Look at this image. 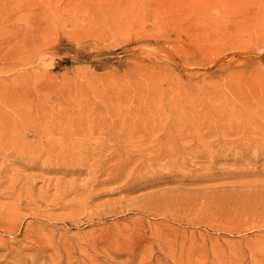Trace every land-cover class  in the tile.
Here are the masks:
<instances>
[{"label": "rangeland", "instance_id": "374dc122", "mask_svg": "<svg viewBox=\"0 0 264 264\" xmlns=\"http://www.w3.org/2000/svg\"><path fill=\"white\" fill-rule=\"evenodd\" d=\"M0 225V264H264V0H0Z\"/></svg>", "mask_w": 264, "mask_h": 264}, {"label": "bare ground", "instance_id": "6f19581e", "mask_svg": "<svg viewBox=\"0 0 264 264\" xmlns=\"http://www.w3.org/2000/svg\"><path fill=\"white\" fill-rule=\"evenodd\" d=\"M140 113V112H139ZM146 113V112H145ZM131 116V115H130ZM142 122V121H141ZM133 123V122H132ZM131 123V124H132ZM138 123V122H137ZM133 124H136L135 122L133 123ZM139 124H140V121H139ZM143 124V123H142ZM145 125V124H144ZM149 125V124H148ZM133 126H135V125H133ZM171 127H172V125H171ZM132 128V127H131ZM134 128V127H133ZM136 128V127H135ZM147 128V127H146ZM146 128H143L142 127V129H146ZM139 129H141V128H139ZM129 130H131V129H129ZM147 130V129H146ZM132 131V130H131ZM137 131V130H136ZM141 131H143V130H141ZM130 132V131H129ZM138 133H139V131H138ZM140 134V133H139ZM144 136H146V134H144ZM144 139V138H143ZM142 139V140H143ZM152 142V141H151ZM139 143V142H138ZM165 144V143H164ZM141 145H143L142 144V142H141ZM122 147L121 148H123V145H121ZM118 147V146H117ZM117 147H116V149H117ZM150 147V146H149ZM159 148V147H158ZM147 150V149H146ZM167 150V149H166ZM159 151V150H158ZM169 151V150H168ZM120 152V151H119ZM161 152V151H160ZM160 152H157V153H160ZM170 152V151H169ZM153 153V152H152ZM171 153V152H170ZM120 154V153H119ZM121 154H123V153H121ZM143 154V153H142ZM151 154V153H150ZM155 154V153H154ZM161 154V153H160ZM165 154V153H164ZM173 154V153H172ZM163 155V154H162ZM152 156H154V155H152ZM151 157V156H150ZM167 157V156H166ZM161 158H163V157H161ZM128 159V158H127ZM126 159V160H127ZM145 159H147L146 157H145ZM155 159V158H154ZM149 160H150V158H149ZM151 160H152V158H151ZM156 160V159H155ZM148 161V160H147ZM127 162V161H126ZM128 162H130V161H128ZM124 165H125V163H124ZM126 165H127V163H126ZM116 225V224H115ZM2 225H0V227H1ZM120 227V226H119ZM163 235V234H162ZM163 237V236H162ZM161 237V238H162ZM3 239V238H2ZM95 239V238H94ZM73 243V242H72ZM69 244V243H68ZM131 246V245H130ZM93 247V246H92ZM124 248H125V242H123V241H121L120 239H117L116 240V242H115V251L113 252V251H109L108 253H110L111 254V252H113V254L112 255H110V258H112L111 259V264H135V262H136V259H137V252H136V249H132V250H130V251H128L129 253H128V255H127V259L126 260H124L123 262H120V261H118L117 260V257H121L122 256V254L123 253H121L122 252V250H124ZM167 250H169V248L167 249ZM107 251V250H106ZM55 252H56V255L55 256H57L58 257V262H57V264L61 261L62 262V259H63V255H62V252H58L57 250H55ZM54 252V253H55ZM105 252V251H104ZM73 253V252H72ZM167 253H169V252H167ZM67 254V253H66ZM66 254H64V255H66ZM71 253H69L68 255H70ZM72 255V254H71ZM145 255H147V254H145ZM152 256H153V254H151ZM155 255V254H154ZM169 255V254H168ZM54 256V254L52 255V257H53V259H56V258H54L55 257ZM88 256H92L91 254H86V257H88ZM148 256V255H147ZM51 257V258H52ZM82 257V256H81ZM93 257V256H92ZM91 257V258H92ZM151 257V256H150ZM166 257V256H165ZM68 259H69V257H67ZM78 259H79V257H77ZM82 258H84V257H82ZM152 258V257H151ZM90 259V258H89ZM109 259V258H108ZM144 259V258H143ZM70 260V259H69ZM91 261H93V260H91ZM143 261V260H142ZM146 261H147V259H146ZM148 261H149V258H148ZM158 261V260H157ZM167 261H168V259H167ZM170 261V260H169ZM83 262V261H82ZM150 262V261H149ZM163 262V261H162ZM161 262V264H163ZM159 263H160V260H159ZM33 264H36V263H33ZM69 264H71V263H69ZM81 264V263H80ZM86 264V263H85ZM140 264V263H139ZM141 264H143V263H141ZM145 264H146V262H145ZM151 264H153V263H151Z\"/></svg>", "mask_w": 264, "mask_h": 264}]
</instances>
